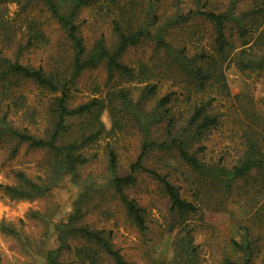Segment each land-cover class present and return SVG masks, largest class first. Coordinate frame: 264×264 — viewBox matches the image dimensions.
Returning a JSON list of instances; mask_svg holds the SVG:
<instances>
[{"label": "rangeland", "instance_id": "374dc122", "mask_svg": "<svg viewBox=\"0 0 264 264\" xmlns=\"http://www.w3.org/2000/svg\"><path fill=\"white\" fill-rule=\"evenodd\" d=\"M136 1L145 6L149 2L156 4L161 21L175 14L192 17L195 11H223L228 4V0H210L213 6L206 7L204 0L197 5L195 0ZM263 2H240L237 16L256 12ZM96 4L81 9L75 23L88 50L102 37L106 47L112 51L116 36L111 28L112 13L108 10L112 11L113 7L108 8L104 0H98ZM65 8L67 10V3ZM45 13L40 2L36 1L30 2L24 10L15 3H0V56L33 69L43 67L46 72L57 71L69 78L70 59L63 34ZM260 19L258 15L247 17L249 22L244 26L248 32L243 39L238 37L234 23L227 28L226 36L237 48L234 54L241 49L243 41L251 46V55L264 52L261 47L263 41L257 37L261 32L258 26ZM40 23L47 41L38 35L34 37L37 32L40 35ZM167 40L177 51L184 48L188 59L200 54L216 56L213 29L201 19L170 29ZM156 55L153 43L141 42L129 48L120 62L137 71L141 64L153 66L164 59L171 60L166 55ZM227 62L221 68L225 85L209 80L202 89L195 88L196 83L193 87L194 80L185 73L182 78L167 74L165 80H160L156 77V67H152L154 79L144 83L138 78L129 80L118 73L109 74L104 64L86 69L68 85L66 105L74 108L92 100L100 103L92 108L90 114L65 118L62 123L64 130L59 132L56 140L57 146L70 143L81 146L74 155L85 159L83 164L75 163L69 167L61 161L63 156L56 157L47 148L20 143L0 125V264H48L50 253L58 263L78 264L75 248L80 246V242L68 229L80 226L110 232L114 248L133 264H168L174 256L173 244L183 226L191 229L200 264H222L225 260L242 263L243 252L233 247V242L242 243L246 238L240 226H251L254 212L251 206L255 205L251 202L244 204L237 197L238 192L232 190L230 195L223 194L209 177L203 179L202 188L194 185L173 155L171 158L153 152L144 161L145 167L167 176L169 182L179 188L180 196L199 207V211L180 224L170 212L169 201L160 185L148 174L139 173L135 185L127 188L125 193L142 210L145 230L141 232L115 195L113 174L108 167L109 151H113L117 158L116 174L123 176L128 173L130 164L141 152L145 134L144 124L135 111L150 113L151 118H155L157 102L172 91L177 93L173 113L181 117L188 114L194 100L211 103L209 112L219 118L220 124L203 141L194 144L193 150L202 148L198 157L208 164L233 166L240 158L243 146L228 115L231 104L226 92L230 96L249 94L264 117V70L240 72L233 64L225 68ZM195 64L206 67L200 61ZM15 84L17 86L13 88L7 85L0 89V122L4 119L6 126L38 139L50 138L58 123L54 114L55 97L58 95L41 89L33 82L18 80ZM146 84H156L157 90L145 99L143 89ZM194 90H198L197 95H194ZM161 122L163 119L159 126L151 127L149 138H155L162 132ZM147 124L149 127L148 119ZM95 132L98 135L94 140L84 141ZM18 173L47 190L33 198L7 195L1 187L21 186ZM263 231L264 226H261L257 233L249 234L246 239L256 236L264 239ZM257 245L252 264H264V240ZM99 264L113 263L100 255Z\"/></svg>", "mask_w": 264, "mask_h": 264}, {"label": "trees", "instance_id": "16d2710c", "mask_svg": "<svg viewBox=\"0 0 264 264\" xmlns=\"http://www.w3.org/2000/svg\"><path fill=\"white\" fill-rule=\"evenodd\" d=\"M40 2L49 20H51L61 31L64 37V45L69 54V75L67 78L64 74L57 71H45L43 67L33 69L28 66L11 62L6 57L0 56V89L9 85L8 88L17 86L18 80L33 82L41 89L51 94H56L55 111L57 115V126L55 131L48 139H38L31 135L20 133L4 124V119L0 125L11 136L15 137L20 143H28L31 147L47 148L54 153L56 157L63 156L61 161L66 162L69 167L74 164H83L86 162L81 156H75V151L81 146L75 143L57 146L56 140L61 130H64L62 123L67 117L80 116L82 114H90L92 108L98 103L92 100L85 104H81L74 108L66 105L69 90L68 85L73 83L79 75L86 69L96 68L100 64H104L109 74L118 73L127 79H140L141 83L154 79L152 67H156L157 76L160 80H165L167 74H174L177 78L189 76L194 80L195 88L202 89L206 81L215 80L217 83L225 85L222 65L227 62V66L233 64L240 72L246 70L263 71L264 70V52L260 55H251V46L247 41H243L240 50L234 54L237 49L232 46L226 36L227 28L234 23L237 35L243 39L247 34V17L250 15H258V26L261 32L257 35L261 40V47L264 51V2L260 8L253 13L237 16V6L244 0H228L226 8L221 11L207 9L206 11H195L192 17L186 15H173L161 21L158 14L159 7L156 4L147 3L143 5L136 0H104L108 8L113 7L111 28L116 36L114 49L110 51L104 40L97 39L90 50H88L79 34V29L75 20L83 8L96 6L98 0H0L1 4L15 3L24 10L30 2ZM202 0H195L194 4H198ZM257 1V0H254ZM68 4L66 10L65 5ZM203 5H212L210 0H204ZM201 19L211 25L213 29V49L216 56H206L200 54L194 58L188 59L184 55V48L177 51L171 46L167 40L169 30L180 25H185L190 20ZM255 23V21L253 22ZM252 23V25H253ZM40 23V39L47 41V35ZM141 42L153 43L157 56L166 55L171 60L164 59L160 64L155 63L141 64L138 70L120 62L121 57L131 48L136 47ZM233 53V54H232ZM244 58H242V56ZM200 61L206 64V67L198 66L195 62ZM173 70V72H170ZM185 73L184 75H182ZM178 86L180 84L177 83ZM221 85V88L223 87ZM184 89V88H183ZM194 89V88H193ZM220 89V87H219ZM156 84H146L144 86L143 98L149 97L156 93ZM189 92V91H188ZM194 95L198 94V90L193 91ZM176 92L167 93L157 102L154 113L155 118H151L152 114L135 111L137 118L144 124V135L141 146V152L137 159L130 164L129 171L126 175L119 176L116 174L117 158L113 151H109L108 167L113 174L112 188L122 204L127 216L139 231L145 230L142 210L137 206L135 201L128 197L125 190L137 181L139 173H146L156 181L164 195L167 197L170 212L176 216L179 223L187 220V217L196 214L199 207L193 203L183 199L180 196L179 188L169 182L167 176L159 174L157 171L145 167L144 161L153 152L162 153L171 158H176L180 166L188 173L194 185L202 188L203 179L211 178L218 185V191L225 195H230L233 191L238 192V196L244 204L249 202L255 206L251 226H240L246 233L245 236L257 233L261 226H264V117L262 112L257 108L256 102L247 93H240L230 96L227 91L226 96L230 99L231 108L228 109V115L235 129L237 130L243 150L240 158L230 168L217 164H208L198 157V153L202 148L193 150V145L203 141L212 129H216L220 122L219 118L209 112L211 103L201 100H194L189 108L187 115L178 116L173 113L172 106L177 100ZM197 97H194L195 99ZM123 99L126 96L123 95ZM147 119L150 121L149 127H146ZM161 122V133L155 138L150 137V129L153 126H159ZM98 132L90 134L85 138V142L92 141L96 138ZM257 176V177H254ZM18 178L22 185L15 187L5 185L2 190L9 196L19 198H33L42 194L47 190L46 187H40L32 180L28 179L24 174L18 173ZM233 190V191H232ZM261 201V202H260ZM259 203V204H258ZM68 232L80 242V246L75 248L77 252L78 264H99L100 255L109 258L113 264H133L124 259L121 253L114 248L111 242V233L104 230H90L87 227L80 226L68 229ZM264 234V231H263ZM179 237L173 244V258L168 264H200L198 258L197 247L194 244V237L191 229L182 227L179 231ZM244 239L242 243L233 242V247L243 252L242 263H235L225 260L222 264H252V255L256 253L258 243L264 239L256 236L252 239ZM60 241L62 239L60 238ZM50 253L48 264H64L58 263Z\"/></svg>", "mask_w": 264, "mask_h": 264}]
</instances>
